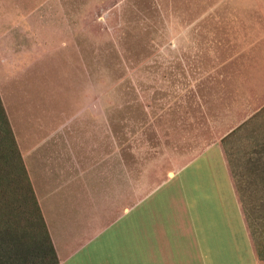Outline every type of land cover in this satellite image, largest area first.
I'll return each mask as SVG.
<instances>
[{
    "label": "rangeland",
    "instance_id": "rangeland-1",
    "mask_svg": "<svg viewBox=\"0 0 264 264\" xmlns=\"http://www.w3.org/2000/svg\"><path fill=\"white\" fill-rule=\"evenodd\" d=\"M262 36L264 0H0V63L28 56L6 103L20 129L62 98L106 110L130 204L155 193L145 207L169 225L176 264H264V106L232 80ZM214 142L242 225L217 147L182 171ZM0 225L4 245L22 238L28 264H54L1 109Z\"/></svg>",
    "mask_w": 264,
    "mask_h": 264
},
{
    "label": "crops",
    "instance_id": "crops-1",
    "mask_svg": "<svg viewBox=\"0 0 264 264\" xmlns=\"http://www.w3.org/2000/svg\"><path fill=\"white\" fill-rule=\"evenodd\" d=\"M27 57L20 55L0 63V99L58 264H176L169 225L162 226V215L153 206L150 211L145 207L155 193L130 204L127 156L123 142H114L106 110L75 108L74 104L65 108L69 99L62 98L64 103L60 100L59 107L54 103L55 109L47 110L40 120L30 119L23 129L17 127L6 103L5 83L18 80L21 61ZM242 74L232 80H247L258 111L264 106V36L250 46L248 67ZM214 147L222 159L228 203L242 225L238 199L218 143L207 146L182 171ZM146 211L151 214L147 216Z\"/></svg>",
    "mask_w": 264,
    "mask_h": 264
},
{
    "label": "trees",
    "instance_id": "trees-1",
    "mask_svg": "<svg viewBox=\"0 0 264 264\" xmlns=\"http://www.w3.org/2000/svg\"><path fill=\"white\" fill-rule=\"evenodd\" d=\"M0 109H1L2 116L5 119V122H6L7 126H8V131H9V133L11 135V138H13L14 145H15V147L17 149V154H18V158H19V161H20V164H21V168H22V170L24 172V175H25L26 180L28 182L29 189H30V191L32 193L33 200H34V203H35V208H36V211H37L39 219H40V224L42 225V227L44 229V234H45V237L47 239L48 247H49V249L51 251V254H52V257H53V260H54V264H58V260H57L54 248L52 246L50 237L48 235L47 228L45 226V223H44V220H43L39 205H38L37 200L35 198L34 192L32 190L30 181L28 179V176H27V173H26V170H25V167H24L20 152H19L17 144H16L15 137L13 135V132H12L11 126L9 124L8 117H7V114H6L5 109L3 107L1 99H0ZM263 168H264V166H263ZM263 168H262V170H264ZM4 227L5 226L0 225V264H28L29 253H28V249L25 247V243H23L22 238H20V237L16 238L13 241V244L11 245V247H8V246L4 245L3 242H1V239H4L3 235H5V233H6V230H5Z\"/></svg>",
    "mask_w": 264,
    "mask_h": 264
}]
</instances>
